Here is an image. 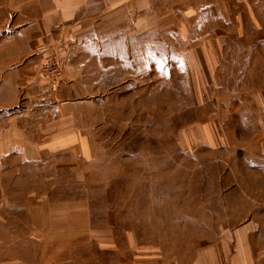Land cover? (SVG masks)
Instances as JSON below:
<instances>
[{
    "label": "rangeland",
    "instance_id": "1",
    "mask_svg": "<svg viewBox=\"0 0 264 264\" xmlns=\"http://www.w3.org/2000/svg\"><path fill=\"white\" fill-rule=\"evenodd\" d=\"M0 78V264H264V0H0Z\"/></svg>",
    "mask_w": 264,
    "mask_h": 264
},
{
    "label": "crops",
    "instance_id": "2",
    "mask_svg": "<svg viewBox=\"0 0 264 264\" xmlns=\"http://www.w3.org/2000/svg\"><path fill=\"white\" fill-rule=\"evenodd\" d=\"M18 62H19V61H18ZM19 63H20V62H19ZM9 65H10V64H9ZM23 67H24V64L21 63V64H20V67H19L20 69H18L17 72L20 73V74H23V72H24V68H25V67H24V68H23ZM11 69H12V68H10V66H8V69H7V68H6V69H3V71H2L1 73H5V72H7V71L11 72ZM12 74H13V73H12ZM24 77H25L24 75H20L21 80H23ZM0 80H6V78H3V79L0 78ZM19 83H20V82H19ZM33 84H38V85H40L41 83H40V82H36V83H31L30 85H33ZM40 86H41V85H40Z\"/></svg>",
    "mask_w": 264,
    "mask_h": 264
},
{
    "label": "built area",
    "instance_id": "3",
    "mask_svg": "<svg viewBox=\"0 0 264 264\" xmlns=\"http://www.w3.org/2000/svg\"><path fill=\"white\" fill-rule=\"evenodd\" d=\"M51 69V67L48 65V66H46V68H45V70H50ZM49 73V72H48Z\"/></svg>",
    "mask_w": 264,
    "mask_h": 264
}]
</instances>
